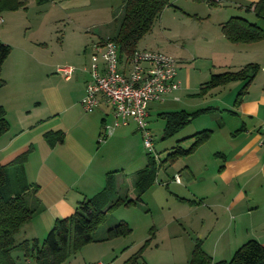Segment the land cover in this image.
<instances>
[{
    "label": "rangeland",
    "instance_id": "1",
    "mask_svg": "<svg viewBox=\"0 0 264 264\" xmlns=\"http://www.w3.org/2000/svg\"><path fill=\"white\" fill-rule=\"evenodd\" d=\"M252 1L168 0L159 19L138 42L137 49L158 51L179 62L176 71L180 88L165 95L163 101L150 104L147 129L152 137L151 150L145 148L137 126L130 124L128 128L134 130L135 136L122 135L110 141L113 133L102 141L96 135L89 152L95 155L94 162H105V169L120 170L116 183L121 196L135 197L132 181L135 173L146 166L148 154L156 163L157 180L143 195L142 203L110 210L104 223L92 234L95 241L72 250L65 264H187L197 240L210 255L216 249L217 256L211 255L213 261H229L241 245L253 239L244 236L237 248L233 243L231 252L221 251L226 239H221L220 234L232 223L229 215L226 220L222 208L196 209L195 203L200 201L194 200L189 191L203 189L190 184L187 177L184 165L190 155L168 158L177 145L189 148L192 144L189 136L228 121L225 109L234 106L244 81H232L201 93V85L212 74L237 72L251 64L258 70L246 93L256 94L264 88V39L231 43L221 32V24L231 17L256 23L264 31V19L258 18L253 8L246 10L258 2ZM121 16L122 0H61L42 5L27 0L24 7L1 13L0 41L10 46L11 52L1 69L4 85L0 87V105L6 111L9 129L0 136V164L30 150L27 162L34 173L30 160L38 155L41 145L47 144L44 136L48 131L63 130L69 119L78 120L80 114L85 115L83 122L99 115L97 109L86 113L81 104L65 115L53 116L52 111L56 106L58 112L74 104L78 92L75 80L84 67L88 72L92 67L91 45L112 36ZM64 68L72 70L71 81H65ZM37 102L42 116L50 118L28 131V123L23 120L28 118V108L33 110ZM203 109L209 110L163 139L165 119L159 114L174 111L193 114ZM211 167L214 166L210 163ZM201 173L205 179L208 177L206 171ZM45 190L40 187V191ZM121 221L131 231L103 240L107 230ZM32 228L24 225L15 235V242L37 239L41 243L47 234ZM232 228L233 225L231 233ZM13 256L18 262L35 264L25 259L22 252L16 251Z\"/></svg>",
    "mask_w": 264,
    "mask_h": 264
},
{
    "label": "crops",
    "instance_id": "2",
    "mask_svg": "<svg viewBox=\"0 0 264 264\" xmlns=\"http://www.w3.org/2000/svg\"><path fill=\"white\" fill-rule=\"evenodd\" d=\"M106 39L101 38L96 43ZM94 44L91 45L92 53ZM88 71L84 67L81 75L75 80L78 92L74 104L58 112V107L54 105L56 108L52 111L53 116L65 115L70 108H78L89 81ZM40 107L38 102L33 106V110L27 107L28 118L24 117L23 121L28 123L26 127L28 131L50 118L42 116ZM227 108L225 112L228 114V121L208 128L212 131L211 137L190 154L184 168L190 184L202 186L203 189L189 191L194 200L200 201L195 203V208H222L226 220H228L226 215L227 217L229 215L232 223H229L220 234L221 239H226L221 251L229 253L233 249V243L237 248V243L244 240V236L264 245V146L260 145V127L264 120V88L256 94H251L249 91L239 104ZM97 110L100 111L99 115L91 116L90 121L83 122L81 119L85 115L80 114L78 120L69 119L64 124L63 130L56 131L63 133L62 143L50 146L45 142L47 144L41 145L38 155L30 160L32 170L35 169L34 173L29 170L27 162L29 182L47 189L43 192L39 187L37 191L39 211L27 223L33 227V231L37 228L47 234L56 219L70 216L79 202L102 190L107 173L116 172L115 178L120 173L119 169L113 171L105 169L103 161L94 162L95 155L89 152V146L96 135L102 141H106L113 133L110 141L122 135L135 136L134 130L129 129L128 126L130 124L137 126V124L129 121L126 126L115 127L110 135H105V138L100 137L101 134L104 135V126L113 127L115 119L111 108L104 101H101ZM32 111H35L34 114ZM136 129L138 130V127ZM34 161L35 165H33ZM210 163L213 168H210ZM202 171L209 173L206 179ZM93 192L95 193L90 195ZM204 252L210 257L217 256L216 249L211 253L212 256Z\"/></svg>",
    "mask_w": 264,
    "mask_h": 264
},
{
    "label": "trees",
    "instance_id": "3",
    "mask_svg": "<svg viewBox=\"0 0 264 264\" xmlns=\"http://www.w3.org/2000/svg\"><path fill=\"white\" fill-rule=\"evenodd\" d=\"M34 1L42 5L61 0ZM26 2L27 0H0V17L3 11L24 7ZM168 3V0H122V16L117 29L106 39L116 45L120 63H125L137 49L138 42L150 31ZM251 8L258 18L264 19V0H258L255 4L249 5L246 10ZM221 32L231 43H252L264 39V31L259 25L240 17H231L221 24ZM10 52L11 47L0 41V87L4 85L1 79L2 65ZM257 70V66L250 64L237 72L225 71L212 74L209 81L201 85L200 92L205 93L209 89L226 83L243 80L244 85L239 90L234 103L237 105L242 100L241 96L247 94V88ZM208 110L203 109L193 114L185 111L159 114V117L165 119L163 139L178 133L196 116ZM8 129L6 111L0 105V136ZM211 135L212 131L208 129L193 134L189 137L193 140L189 148L183 149L177 145L173 147L168 158L174 160L178 156L192 154ZM102 136L103 134L100 135ZM44 137L50 146L63 142L62 132H48ZM29 153L30 150L24 151L7 164H0V264H28L18 262L14 258L13 253L16 251L22 252L25 259L29 258L35 264H65L72 250L76 251L83 245L95 241L92 234L104 223L110 210L120 205L130 206L142 203L143 195L155 184L157 177L156 163L148 154L146 166L135 173L132 181L135 197L130 198L128 194L120 195L114 176L116 172L107 173L102 190L79 202L70 216L56 219L41 243L37 239L16 243L15 235L39 211L40 203L36 196L39 186L29 182L25 169ZM130 231L128 225L121 221L107 230L103 240L127 235ZM187 264H264V245L254 239L248 240L235 251L229 261L214 262L212 257L204 252L201 241L197 240Z\"/></svg>",
    "mask_w": 264,
    "mask_h": 264
},
{
    "label": "built area",
    "instance_id": "4",
    "mask_svg": "<svg viewBox=\"0 0 264 264\" xmlns=\"http://www.w3.org/2000/svg\"><path fill=\"white\" fill-rule=\"evenodd\" d=\"M91 61L89 81L80 101L83 110L92 113L104 101L111 108L115 122L113 127L104 126L103 138L115 127L134 121L145 148L151 150L152 137L147 129L149 104L163 101L165 95L180 88L176 79L178 62L160 52L136 49L125 63H120L116 45L108 40L94 44ZM62 71L65 80L70 79L72 70ZM260 145L264 146V120Z\"/></svg>",
    "mask_w": 264,
    "mask_h": 264
}]
</instances>
